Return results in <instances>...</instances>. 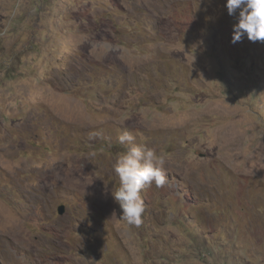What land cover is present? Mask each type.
<instances>
[{"label": "rangeland", "instance_id": "374dc122", "mask_svg": "<svg viewBox=\"0 0 264 264\" xmlns=\"http://www.w3.org/2000/svg\"><path fill=\"white\" fill-rule=\"evenodd\" d=\"M226 4L0 0V264H264V43ZM124 131L165 160L138 227Z\"/></svg>", "mask_w": 264, "mask_h": 264}, {"label": "clouds", "instance_id": "9594fccd", "mask_svg": "<svg viewBox=\"0 0 264 264\" xmlns=\"http://www.w3.org/2000/svg\"><path fill=\"white\" fill-rule=\"evenodd\" d=\"M226 8L229 16L238 11V22L233 25V44L245 36L251 42L264 43V0H227ZM99 135L91 133L89 138ZM117 139L119 144L126 145V151L114 165L120 183L111 195L122 210L120 219L129 226L138 227L145 212L141 190L153 184L161 188L167 183L165 160L155 149L136 144L135 137L128 131L122 132Z\"/></svg>", "mask_w": 264, "mask_h": 264}, {"label": "water", "instance_id": "95a60500", "mask_svg": "<svg viewBox=\"0 0 264 264\" xmlns=\"http://www.w3.org/2000/svg\"><path fill=\"white\" fill-rule=\"evenodd\" d=\"M64 212V208H63V206H60L59 208H58V213L59 214H62Z\"/></svg>", "mask_w": 264, "mask_h": 264}]
</instances>
